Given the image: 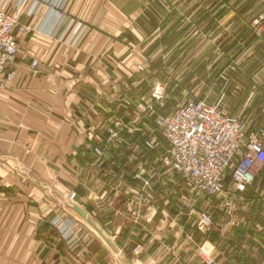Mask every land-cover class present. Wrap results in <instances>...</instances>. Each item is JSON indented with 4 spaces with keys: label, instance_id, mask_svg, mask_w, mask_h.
Wrapping results in <instances>:
<instances>
[{
    "label": "crops",
    "instance_id": "crops-1",
    "mask_svg": "<svg viewBox=\"0 0 264 264\" xmlns=\"http://www.w3.org/2000/svg\"><path fill=\"white\" fill-rule=\"evenodd\" d=\"M7 9L31 31L17 32L15 78L0 86V264H153L155 259L163 264L168 262L165 234L178 258L180 247L188 264H198L195 246L180 243L182 218L173 207L165 212L155 195L144 196V177L149 176L144 167L154 169L157 193H170L157 187L163 169L158 156L166 153L167 144L157 149L162 152L140 145L128 152L138 170L133 178L141 185L130 183L131 193L120 196L114 193L115 172L129 157L115 167L114 154L122 151L110 149L105 174L91 177L85 172L94 159L84 152L86 131L92 128L94 138L107 133L109 123L122 115L110 109L129 75L147 66L148 58L177 52L175 44L184 33L189 39L203 36L200 51L209 64L213 58L233 59L224 69L264 74V0H7ZM180 23L190 28L176 29ZM195 25L202 26V35L191 30ZM33 60L39 62L35 69ZM134 97L122 102L132 107ZM75 165L77 173L67 172ZM36 171L43 177H36ZM96 184L102 188L95 189ZM71 191L77 192L75 200ZM237 194L235 204L247 208L224 212L228 220L223 223L232 231L244 230L230 232L231 240L216 250L230 264H246L248 256L259 264L264 212L251 208L261 204L259 187ZM171 196L167 202L175 205ZM70 201L89 213L118 253ZM135 204L142 208L140 215ZM125 232L143 243L142 258L127 262L116 257L126 244L120 237ZM249 238L252 243L245 244Z\"/></svg>",
    "mask_w": 264,
    "mask_h": 264
},
{
    "label": "rangeland",
    "instance_id": "rangeland-1",
    "mask_svg": "<svg viewBox=\"0 0 264 264\" xmlns=\"http://www.w3.org/2000/svg\"><path fill=\"white\" fill-rule=\"evenodd\" d=\"M159 26H162V22H160ZM188 28L190 27L182 25L181 23L176 27V29L181 30ZM167 29L164 30L165 33H167ZM191 30H195V33L203 34L202 26L195 25L191 27ZM164 32L163 35L165 34ZM168 35H165V37ZM202 43L203 36L199 38V35H196L194 38L189 39L186 33H184L183 39L178 40L175 44V47L178 49L177 52L171 49L165 50L163 58L162 56L153 59L148 58L147 66L146 64L144 65L145 67L140 66L137 72H133L129 75L130 81L125 85V89L117 91L116 93L114 103L115 110L113 107L110 109L111 112L118 111L122 115L116 116L113 121L109 123L107 133H103L104 137L101 135L96 138L92 137V128L86 131L89 142L85 144L86 147L84 148V152H90V154L94 156L93 163L92 165L90 164L92 169L88 171L85 170L87 174H91V177H96L99 173L105 174L103 169L108 158L107 152L110 149H119L122 153L114 154L115 161L111 162L113 166L118 167V163L123 161L124 158L129 157V160H127L128 163L125 166L122 165L120 172H115L118 185L114 187V189L116 188L114 193L120 196L122 194H130L131 190L129 184L136 183L139 187L141 182L133 178V175L138 170L135 171L133 167L136 163L132 160L134 159V155L131 156L128 152H132L138 145L151 153L159 151L147 147L146 142L151 138H156L159 141L161 145L160 149L164 148L166 146V141L158 130L157 119L171 112L177 104L189 98L207 97L208 99L215 100L222 97V106L228 113L239 117H245L253 122L264 123V74L252 73L251 70L247 73H241L238 72L239 70L230 71L224 69V67L232 65L231 61L233 59L213 58L211 59V64H209V58H204L203 51H200V45ZM177 54H179V56ZM241 63L243 62L239 64ZM249 64L250 63L247 65ZM159 82L165 85L162 99H157L155 97L157 84ZM129 95H135L134 99L131 101L132 107L122 102L123 100H127ZM142 136L144 138L145 136H150V138H145L142 144H140L137 140L139 139L141 141ZM158 160H162V175H164V177L161 175V179H158L157 183L160 184L157 185V187H165L170 193L167 197L158 194L152 184L154 183L155 177L154 169H150V167L148 169L146 167V170L144 167L143 170H145V173L151 177V183L145 189L147 193L143 191L144 194L148 195H143H155L158 197L156 198L157 202L164 208L165 212L171 210L173 207L177 215L182 218L183 225L182 223L181 225L184 228L181 232L180 243L193 244L195 246L194 252L198 264H207L204 262V257H210L213 260L211 264H230L227 263V261H221L218 254L219 252L216 249L219 245H223L226 241L231 240L229 239L230 232L236 233L239 230H244L240 227L232 231L230 225H225L226 223H223L225 220H228L225 218L224 212L238 209L245 210L247 208V206H237V203L235 204L233 201V197L235 195L238 196L237 192L240 190L235 189L229 179L224 184L223 191L217 195L210 196L197 193L191 189L185 178L181 175L174 174L169 169L164 162V152L159 154ZM148 165L150 164L148 163ZM76 167L77 165L67 172L73 174L75 171L77 173L78 170ZM106 172L108 173L107 169ZM149 176L144 177V182L146 179L150 178ZM36 177H43L40 171H36ZM133 180L136 181L132 182ZM122 187H125V191ZM98 188H102V184L100 186L96 184L95 189ZM140 190L142 192V188ZM72 194H75L74 199H72L75 200L77 192L71 191L69 196ZM163 194L166 195L165 189ZM170 195H174V200L177 201L175 205H171V203L167 202V200L172 198ZM260 203L259 205H253L255 207L251 208L261 213L264 212L263 202L261 201ZM133 208L137 214L140 215L142 208L136 204L133 205ZM54 218L55 217L52 219ZM69 231L72 234V230L69 229ZM132 235L134 238L130 237V239L129 236L131 235H128L127 232L120 235L121 239L126 241V244L122 247L121 253L116 255L117 258L120 256L123 260L128 262L130 258L134 257L140 259L143 257V254L146 252L144 246H142L143 243L136 240V234ZM169 236V234L164 235V253L166 254L165 258L168 262L163 264H188L185 260L186 254L183 255L184 252L182 253V248L179 247L181 251L179 258L176 251L174 252V250L171 249L172 241ZM252 239L249 238L248 241H244L245 244H251ZM256 239H258V237H256ZM260 241L264 244V239L261 238ZM258 254L260 258L258 261L259 264H264V249L258 252ZM245 258L249 260L246 264H255V259L252 257L248 256ZM153 262V264H159L156 259Z\"/></svg>",
    "mask_w": 264,
    "mask_h": 264
},
{
    "label": "built area",
    "instance_id": "built-area-1",
    "mask_svg": "<svg viewBox=\"0 0 264 264\" xmlns=\"http://www.w3.org/2000/svg\"><path fill=\"white\" fill-rule=\"evenodd\" d=\"M18 31L30 32L31 27L21 24L18 15L8 11L7 0H0V86L15 78ZM38 63L33 60L31 68L35 69ZM156 90L155 97L162 99L164 83L159 82ZM157 126L167 144L165 164L174 174L185 178L193 191L217 195L230 179L240 191L257 185L264 205L263 124L228 113L222 106V97H193L159 117ZM146 144L149 148H161L156 138ZM150 181L151 177L144 185H150ZM74 197L72 194L70 199ZM204 262L211 264L213 260L204 257Z\"/></svg>",
    "mask_w": 264,
    "mask_h": 264
},
{
    "label": "water",
    "instance_id": "water-1",
    "mask_svg": "<svg viewBox=\"0 0 264 264\" xmlns=\"http://www.w3.org/2000/svg\"><path fill=\"white\" fill-rule=\"evenodd\" d=\"M70 206L79 214L81 215L95 230L96 232L101 236V238L111 247V249L114 252H118V248L113 243V241L110 239V237L105 233V231L96 223V221L89 215V213L79 206L74 201H70Z\"/></svg>",
    "mask_w": 264,
    "mask_h": 264
}]
</instances>
